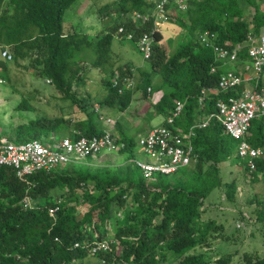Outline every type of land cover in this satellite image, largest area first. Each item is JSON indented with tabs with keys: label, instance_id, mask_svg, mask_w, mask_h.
Masks as SVG:
<instances>
[{
	"label": "trees",
	"instance_id": "1",
	"mask_svg": "<svg viewBox=\"0 0 264 264\" xmlns=\"http://www.w3.org/2000/svg\"><path fill=\"white\" fill-rule=\"evenodd\" d=\"M76 1L0 0V46L8 47L13 54L14 60L9 63L28 62L24 68L32 70L38 78L49 80L62 99L86 117H78L73 123L64 117L37 116L14 128L10 136L14 143L39 140L45 134L59 135L63 131L74 140L103 133V129L98 131L93 124V112L99 109L74 90L75 86L85 85L86 71L81 63L87 59L95 68L109 70V79H103L109 94L99 101V106L109 104L123 113L133 101V92L120 95L111 82L115 76H132L133 67L115 69L109 60L110 53L121 25L134 31L135 43L153 28L152 23L124 22L120 15L151 12L154 5L148 0H116L105 5L100 10L103 15L111 11L120 15L115 24H108V32L95 41L86 33L66 32L64 17ZM263 4L262 0H191L184 12L169 7L170 23L185 31L184 39L169 52L161 45L163 34H157L158 42L148 61L152 71L139 70L142 81L135 89L148 100L151 92L148 90H153L152 78L159 77L154 90L163 91V96L154 105V111L168 117L177 102L185 103L176 123L179 128L189 129L200 118H210L217 112L219 98L238 96L244 88L242 85L225 94L217 92L224 72L222 62L216 61L212 48L199 43V36L206 31L216 33L217 44L237 50L238 65H242L249 61L246 45L249 37L260 36L264 31ZM7 63L0 58V67L7 69ZM215 65L220 68L212 73ZM263 81L264 72L259 89L264 87ZM203 89L209 93L200 104ZM90 106L95 111L89 112ZM17 110L33 112L34 107L23 101ZM261 122L264 117L252 122L250 142L254 146L258 141L255 126ZM3 135L4 132L0 139ZM119 141L126 143L120 153L133 156L134 141L128 138ZM193 146L196 160L191 165L173 175L156 174L150 179L144 178L130 160L121 173L109 171L107 176L91 171L61 173L57 169L39 171L26 180L20 179L13 167L0 166V264H80L89 256L91 247L108 239L109 227L113 226L115 232L109 250L97 256L104 264H209L203 254L191 253L198 246L207 245L216 230L215 222L201 221L204 202L220 188H225L230 201L234 198L236 186L222 180L221 165L240 159L237 141L226 133L217 118H211L206 128L196 130ZM257 165L258 171L264 172V161L259 160ZM246 173L253 180L255 173L249 170ZM56 190L64 193L62 202L52 194ZM26 198L33 201V208L26 209ZM81 205L90 209L79 217ZM55 207L59 210L51 217L49 210ZM259 221L264 222V213ZM226 260L219 262L225 264ZM242 264H264V256L246 253Z\"/></svg>",
	"mask_w": 264,
	"mask_h": 264
},
{
	"label": "rangeland",
	"instance_id": "2",
	"mask_svg": "<svg viewBox=\"0 0 264 264\" xmlns=\"http://www.w3.org/2000/svg\"><path fill=\"white\" fill-rule=\"evenodd\" d=\"M115 2L116 0L76 1L68 9L64 17L66 32L71 33L75 30L86 33L95 41L98 40L103 33L108 32V24L112 22L115 24L120 15L119 13L116 14L114 11H111L110 14L104 12L103 15L100 10L105 5L114 4ZM262 2L264 3L263 0ZM148 3L152 4V1L148 0ZM120 16L122 17L123 14ZM162 34L164 40L161 45H163L167 51L172 52L175 50L178 43L183 41L185 31L169 22L162 27ZM110 55L111 57L109 60L113 63L115 69L125 65L133 67V75L130 77L135 80L136 85L138 82L142 81L139 70H147L150 73L152 71L148 61L144 60L142 54L139 52L137 43L124 40L119 37L118 34H115ZM93 56L90 55L91 58H93ZM18 63L19 64L8 62L7 69L0 67V79L2 80V83H0V134L4 132L5 135L3 136L10 138V136H13L14 128H16L19 123H26L37 116H46L48 118L64 117L73 123L76 122L78 117L86 118L85 115L78 113L77 109L71 108L69 101L62 99L61 94L50 84L49 80L46 81L42 78H38L32 70L24 68V65H27L28 62L21 61ZM107 65L108 64H106V66ZM81 66L86 71L85 85H81L80 87L75 86L74 90L82 97L92 101L95 109H99L96 113L93 112L95 111L93 106L89 107V112H93V124L96 126L97 130L101 131L105 128V125L108 128V120L110 119L114 126L109 125V128H112V132L113 130L115 131L116 138L120 139L118 136L119 134L116 132L118 119L122 113L111 106L110 109L112 111H110V115H106L104 109L109 104H104L103 107L99 106V101L102 102L105 100L109 94L103 84V79H109V73H107L109 70L106 71L103 68H95L90 59L81 63ZM117 77L118 76H115L112 79ZM159 79V77L153 76L151 85L153 90L149 88L151 92L147 101L143 100L144 98L140 90L135 88L125 90L131 92L135 90L133 98L136 104L134 105V109L131 110V113H135V110L139 108L135 123H132V117L129 116V118L126 117L123 119L124 123L120 124L122 130L126 131L124 127L128 129L125 133L126 136L123 135L122 138H128L134 141L133 156L130 154L124 155V161L121 160V157L119 158V156L122 155L121 153H115L116 157H109L106 163L105 161H99V159H92L91 161L86 160L85 163L76 162L61 164L58 166V170L61 173L75 171V174L91 171L99 173L101 176H107L109 171L111 172L110 174L121 173V171L126 168V165L130 164L129 160L132 163H134L133 161H146L148 158L143 148L139 145V139L146 135L152 128L161 125L166 119L164 115H157L154 111V105L157 104L163 96V91H159L161 92L159 93L154 90V85L159 82ZM250 83H253V81ZM157 95L160 96L159 99L154 100V97H158ZM23 101L34 107V111L25 112L17 110V106ZM142 106L145 107L142 108ZM66 133L67 132L63 131L61 134L68 135V133ZM50 135H52V133L45 134V136L39 140L43 141L44 138ZM104 154L108 153L105 152ZM101 155L103 154H100V156ZM108 156H110V154ZM240 164V160H234L221 165L222 180L226 182V184L234 183L236 186L234 198L230 201L229 197L226 195L225 188H220L214 190L204 202L205 211L203 212L201 221L204 222V224L211 221L215 222L216 230L212 232L207 245L198 246L192 250L191 253L203 254L209 264H221L219 259H227V264H242L243 255L246 253H257V255L264 256V222L256 218L257 212L260 211V209H258L257 204L253 200L256 196H260V194L257 190L256 196L253 197L257 185L251 182L252 180L248 178L246 170ZM263 176L264 174L262 177ZM52 194L62 202L63 192L56 190L53 191ZM31 208H33V206ZM89 209L88 205L79 206V217H82ZM121 214L124 215L125 212L122 211ZM96 220L97 218H95V222ZM109 229V237L107 240L112 243V235L115 232V226L109 227ZM229 260H231L230 263H228ZM80 264L104 263L100 261L98 257L89 255L85 260L81 261Z\"/></svg>",
	"mask_w": 264,
	"mask_h": 264
},
{
	"label": "built area",
	"instance_id": "3",
	"mask_svg": "<svg viewBox=\"0 0 264 264\" xmlns=\"http://www.w3.org/2000/svg\"><path fill=\"white\" fill-rule=\"evenodd\" d=\"M151 1L154 5L151 12L133 11L122 16L124 22L128 21L133 25L153 24L152 30L144 32L136 41L138 50L146 61L152 57L154 46L158 42L157 34H162V27L170 22L168 8L173 6L184 12L188 9V2L191 0ZM117 34L125 40H135L134 31H128L125 25L120 26ZM217 37L216 33L206 31L199 36L198 41L204 47L212 48L215 51L216 61L226 65H237L238 51L219 46L216 42ZM246 45L249 47V61L243 63L239 68L224 69L218 82L219 93L225 94L239 89L247 81H253L256 87L258 86L264 72V35L250 36ZM0 57L6 62L14 60L10 50L2 47H0ZM219 68L218 65H215L212 68V73ZM111 82L120 95H123L125 90L133 89L136 86L135 80L131 77H117ZM0 83H2L1 79ZM208 92L207 89L202 90L199 99L200 104L205 101ZM216 108V114L194 128H206L211 118H217L222 123L226 133L237 141L239 159L245 163L250 173L258 172L257 162L264 158V150L250 142V129L253 120L264 117V88L247 89L240 95L228 99L219 98L216 102ZM184 109L185 103L177 102L172 114L166 117L161 125L152 128L139 139V145L143 148L148 159L133 162L141 170L144 178L150 179L156 174L173 175L196 160L193 146V139L196 136L194 128L188 134H184L176 125ZM108 124L113 125L110 119ZM125 148L126 143L120 142L114 137L112 128L106 129L101 135L82 136L77 140L71 137L56 139L53 144L45 142V138L43 141L32 140L20 144L2 138L0 140V166L13 167L17 176L26 180L34 173L42 170L49 172L61 164L85 160L105 152L120 153ZM24 203L26 209L33 206V201L30 198H26ZM58 210L59 207H55L50 209L49 213L54 217ZM108 250L109 242H98L91 247L90 253L96 255Z\"/></svg>",
	"mask_w": 264,
	"mask_h": 264
},
{
	"label": "crops",
	"instance_id": "4",
	"mask_svg": "<svg viewBox=\"0 0 264 264\" xmlns=\"http://www.w3.org/2000/svg\"><path fill=\"white\" fill-rule=\"evenodd\" d=\"M262 35H264V31L262 32ZM222 66H223V69H231V68H239V67H241V65H234V64H228V65H226V64H224V63H222ZM251 81H247V82H245L244 84H243V88H244V90H247V89H257L258 87H260V86H257L256 87V85H254V82L253 83H250ZM264 82V81H263ZM264 88V87H263ZM135 92V90L133 91V93ZM217 92H218V88H217ZM159 93H161V92H159ZM158 93V94H159ZM209 93V92H208ZM158 97H154V100H158L159 99V95H157ZM152 99H153V97H152ZM143 100H145V99H143ZM147 101V100H146ZM153 103H155V102H153ZM136 104V102H135V100H134V98H133V101H132V103H131V106L124 112V113H122L120 116H119V121H118V123H117V134H119L118 136H119V140H123V135H125L126 136V131L128 130L127 128H125L124 127V129H126V131H124V130H122L121 128H120V124L121 123H124V121H123V119L124 118H129V116H131L132 118H131V120H132V123H135L136 122V117L138 116V114H137V112H138V110H139V108H137V110H135V113H131V110L132 109H134V105ZM145 106H142V108H144ZM111 106L110 105H108V106H106L105 107V113H106V115H110L109 113H110V111H112L111 109ZM212 116V115H211ZM109 118H110V116H109ZM209 118V117H208ZM208 118H200L199 119V121L198 122H196V124L195 125H193V126H191L189 129H184V128H181L180 127V130H182V132L184 133V134H188L189 132H190V130L192 129V128H194L196 125H198L199 124V122H204L206 119H208ZM108 126V128L110 127L109 125H107ZM107 127H106V125H105V128L103 129V132L106 130V129H108ZM116 128V127H115ZM197 129H199V128H194V131L196 132V130ZM202 129H204V128H202ZM255 136H256V138L258 139V141L256 142V144H255V146L256 147H260L261 149H263L264 150V122H261V123H259V126H255ZM113 135H114V137L116 138V135H115V131L113 130ZM70 136V134H68V135H63V134H55V133H52V136H49V137H46L45 138V142H47V143H51V144H53V143H55V141H56V139L57 140H60V139H62V138H66V137H69ZM124 136V137H125ZM254 144V143H253ZM107 153V152H106ZM103 155H98V156H96V157H88L87 159H85V160H80V161H75V162H73V163H76V162H82V163H85L86 162V160H89V161H91L92 159H99V161H102V162H104L105 161V163H106V160L109 158V157H116V154L115 153H108V154H104V153H102ZM110 154V156H108ZM108 156V157H107ZM123 154L122 155H120L119 156V158L121 157V160H124L123 159ZM262 161H264V158H262L261 159ZM98 161V160H97ZM125 161V160H124ZM128 162V161H127ZM240 162L242 163V164H245L243 161H241L240 160ZM245 166V165H244ZM58 169V166L56 167V168H54V169H52V170H57ZM244 169L246 170V166L244 167ZM51 170V171H52ZM248 170V169H247ZM247 170H246V172H247ZM69 173H73V174H75V171H71V172H69ZM255 173V175H254V178H253V180L251 181L252 183H255L256 185H257V187H256V191H255V195L253 196V197H255L256 196V192H257V190H258V192H259V194H260V196H256L253 200L255 201V203L257 204V206H258V209H260V211H258L257 212V215H256V218L257 219H260V217H261V214L262 213H264V176L262 177V175L264 174V172H261V171H258V172H254ZM59 192H61V191H59ZM253 197H251V198H253ZM58 202H60V200H58ZM106 242H108V240H106Z\"/></svg>",
	"mask_w": 264,
	"mask_h": 264
},
{
	"label": "clouds",
	"instance_id": "5",
	"mask_svg": "<svg viewBox=\"0 0 264 264\" xmlns=\"http://www.w3.org/2000/svg\"><path fill=\"white\" fill-rule=\"evenodd\" d=\"M0 47H2V48H4V49H8V47H4V46H0ZM8 50H9V49H8ZM1 59H2V58H1ZM2 138H7V137H2ZM2 138H1V139H2ZM1 139H0V140H1ZM7 139H9V140H10V138H7ZM31 141H32V140H31ZM50 216H51V215H50ZM51 217H52V216H51ZM109 243H111V242H109ZM103 252H104V251H103ZM99 253H101V252H99ZM99 253H98V254H99ZM98 254H96V255H93V256H96V257H97V256H98ZM89 255H92V254L90 253ZM103 263H105V262L103 261Z\"/></svg>",
	"mask_w": 264,
	"mask_h": 264
}]
</instances>
